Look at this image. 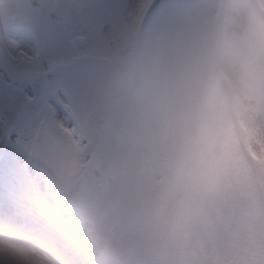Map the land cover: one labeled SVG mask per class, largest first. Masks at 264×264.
I'll return each mask as SVG.
<instances>
[{"label": "snow or ice", "instance_id": "6c2138e0", "mask_svg": "<svg viewBox=\"0 0 264 264\" xmlns=\"http://www.w3.org/2000/svg\"><path fill=\"white\" fill-rule=\"evenodd\" d=\"M249 2L264 10V0ZM209 6V0H27L8 29L16 36L13 46L0 60L5 226L39 229L37 221L18 215L32 205L48 208L61 222L108 189L116 153L99 106L101 78L145 66L168 69L200 56L219 34L218 16L207 14ZM241 94L234 89L237 106ZM198 137V125L184 127L168 165L182 162L186 184L218 195L235 161L217 151L214 135L204 145ZM259 150L264 154V143ZM45 237L65 250L68 264H87L76 247L77 223L62 221L59 233L50 230ZM225 264H264V257L237 253Z\"/></svg>", "mask_w": 264, "mask_h": 264}, {"label": "rangeland", "instance_id": "374dc122", "mask_svg": "<svg viewBox=\"0 0 264 264\" xmlns=\"http://www.w3.org/2000/svg\"><path fill=\"white\" fill-rule=\"evenodd\" d=\"M26 2L0 0V17L7 19L6 29L24 13ZM216 3L217 0H209L207 14L218 16V35L224 38L228 52L242 65L248 80V86L241 94L242 106L233 103V107L238 138L242 140L252 164L249 166L238 150L232 154L236 165L233 178L220 193L221 204L215 215L204 217L203 231L195 241L198 264H225L237 253L254 260L264 257V154L259 150L260 144L264 143V125L260 122L264 119V41L260 39L264 29L254 22L259 12L252 4L250 10L248 0H222L220 6ZM225 5L222 15L221 9ZM15 39V33L7 32L0 23V60L4 59ZM148 69L166 70L145 66L112 71L105 74L97 86L100 110L107 117L109 136L116 153L115 169L108 189L94 202L79 209L74 216L61 218V222L68 219L78 224L76 247L86 260L94 259L100 253L99 245L113 235H137L161 248L168 244L171 218L164 208L163 171L153 160L152 139L138 126L131 98L133 86ZM18 212L38 224L40 216L45 217L53 226L50 230L59 233L61 222L53 219L48 208L32 205ZM79 212L86 216V221ZM86 226L89 227L88 237H97L87 248L80 240L87 233ZM25 230L40 240L42 236L33 235L30 231H50L43 228ZM53 250L56 258L49 259L51 264H68L70 257L63 248L53 244ZM2 262L0 260V264H11L8 260Z\"/></svg>", "mask_w": 264, "mask_h": 264}, {"label": "clouds", "instance_id": "9594fccd", "mask_svg": "<svg viewBox=\"0 0 264 264\" xmlns=\"http://www.w3.org/2000/svg\"><path fill=\"white\" fill-rule=\"evenodd\" d=\"M248 80L240 63L228 52L220 35L200 56L164 72L148 69L131 90L138 126L153 141L152 156L163 171L164 208L170 216L168 244L156 243L137 235H113L99 245L100 256L87 264H198L195 241L203 231L204 217L214 216L220 208V193L231 182L236 165L224 177V186L217 195L196 184L188 185L178 163L170 168V149L178 133L189 124L199 127L198 144L209 136L217 140V151L225 158L239 151L251 166L247 150L238 138L233 107L234 89L243 91ZM264 116V114H262ZM264 125V119H261ZM194 156H195V149ZM193 165L197 163L192 160ZM159 184V180L156 181ZM29 245L14 239L0 238V260L11 264H44L39 252L33 255Z\"/></svg>", "mask_w": 264, "mask_h": 264}, {"label": "bare ground", "instance_id": "6f19581e", "mask_svg": "<svg viewBox=\"0 0 264 264\" xmlns=\"http://www.w3.org/2000/svg\"><path fill=\"white\" fill-rule=\"evenodd\" d=\"M0 238H3V239H14V240H18V241L20 240V241H25V242H28V241L30 242L31 241L30 239H26V237H22V236H19V235H0ZM4 260H7V259H4ZM4 260H3V262H4Z\"/></svg>", "mask_w": 264, "mask_h": 264}]
</instances>
